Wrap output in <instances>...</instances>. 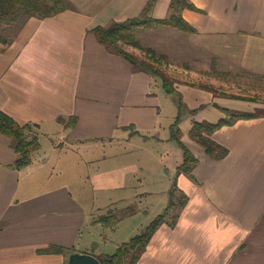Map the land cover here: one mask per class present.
I'll return each mask as SVG.
<instances>
[{"label": "crops", "instance_id": "1", "mask_svg": "<svg viewBox=\"0 0 264 264\" xmlns=\"http://www.w3.org/2000/svg\"><path fill=\"white\" fill-rule=\"evenodd\" d=\"M71 1L74 9L32 17L12 42L0 43V111L20 124H33L41 142L33 162L16 169V151L0 133V264H66L74 250L92 254V242L84 237L102 226L100 220L110 211L120 218L110 227L113 233H126L118 245L127 242L168 210L175 183L187 195L186 205L175 226L159 227L137 264H264V115L214 133L228 149L223 158L210 156L190 136L195 121L223 118L221 107L256 112L264 103L204 91L193 81L176 82L188 109L199 108L180 123L182 140L199 162L193 177L177 176L183 150L171 138L173 98L92 31L143 17L150 0ZM172 1L157 0L150 18H167ZM190 1L200 9L182 10L197 30L189 34L190 48L209 58L219 79L235 70L264 78V0ZM167 108L172 113L164 121ZM57 131L62 141L52 143ZM119 133L124 139L131 133L151 136L161 148L132 158L123 145L121 161L102 157L103 166L82 182L87 185L94 177L92 192L80 182L74 188L67 181L48 184L44 168L58 147L65 153L64 146L111 140ZM84 147L85 152L92 149ZM91 159L89 164L97 160ZM67 166L65 161V171ZM51 245L65 251L39 252Z\"/></svg>", "mask_w": 264, "mask_h": 264}, {"label": "trees", "instance_id": "2", "mask_svg": "<svg viewBox=\"0 0 264 264\" xmlns=\"http://www.w3.org/2000/svg\"><path fill=\"white\" fill-rule=\"evenodd\" d=\"M157 0H150L144 10L143 17L131 18L123 22H113L108 26L98 25L92 29L99 41L106 46L111 52L125 57L133 65L135 71H144L152 75L157 82L162 85V89L167 95L172 97L179 108V115L175 122L171 125V138L176 141L183 150V162L178 167L177 176L182 173L193 177V171L198 165L199 159L186 146L182 140L183 132L180 128V123L184 116V111H189L192 115L198 109H188L184 101L182 93L176 87V81L159 65L162 60L152 59L144 60L136 54L124 48L123 43H134L138 47L142 45L134 39L135 30L139 27H148L152 25H164L184 31L186 33H196V28L192 26L182 15L184 8L200 10L190 0H173L170 6V14L165 19L156 20L150 18L154 3ZM75 6L71 0H0V43L9 44L12 42L15 35L22 29L26 22L32 18L45 19L55 16L68 9H74ZM152 55L156 52L152 48H148ZM164 58L163 56H161ZM210 88L209 86H207ZM220 94H226L221 92ZM234 98L242 97L244 99L257 100L256 97L239 96L236 94H227ZM203 107V106H201ZM225 116L218 122L210 121H195L190 131V136L200 145L206 152L214 158H223L227 155L228 149L219 144L213 137L214 133L225 126H232L240 119H251L264 115V111L245 112L231 108H222ZM72 124L76 123V118H73ZM33 124H20L16 119L10 116L5 111H0V133L7 135L11 144L16 151V159L14 167L22 169L33 162V155L41 148L39 136L33 132ZM180 192L177 198L176 192ZM172 203L165 213L158 215L146 229L133 237L131 240L119 245L116 252L107 255L101 262L103 264H137L147 249L153 235L159 227L168 223L170 226L177 224L180 212L186 205L188 200L175 183L172 192ZM176 197V198H175ZM118 214L104 216L100 222L108 226L116 225L119 221ZM62 247L53 245L42 248L40 253L64 252Z\"/></svg>", "mask_w": 264, "mask_h": 264}, {"label": "rangeland", "instance_id": "3", "mask_svg": "<svg viewBox=\"0 0 264 264\" xmlns=\"http://www.w3.org/2000/svg\"><path fill=\"white\" fill-rule=\"evenodd\" d=\"M134 39L137 40L143 48L138 47L134 43L126 42L123 43L124 48L136 54L140 58L143 57L142 59L145 58L144 60H151L150 57H152V59H155L156 57V59L162 60L159 65L176 82L190 83V81H193L198 84L199 87H202L204 91L210 89L216 94L226 91L224 93H238L243 94L247 97L254 96L259 102L261 101L264 103V78L251 77V75L248 73H236V71L241 70H235L231 73H223L222 75H220L221 79H219V74L213 72V68L210 66V63L207 60L208 57L205 56L203 52L201 53L199 49L190 48L191 38L189 33L164 25H150L143 28L139 27L137 30H135ZM148 48H152L156 52V55H154V57L152 55V52L148 51ZM161 56H163L164 58H162ZM190 64L193 66L192 72H190ZM222 67L226 70L228 69L226 68V64H223ZM220 83L223 84L224 87L219 88ZM207 86H209L210 88H208ZM171 100L173 115L177 117L179 115L178 105L175 103L176 101L174 99ZM167 110L164 109L163 111V117H165L164 121H166L168 114L172 113V111L170 112L169 110ZM258 110H260L259 112H262L264 111V108ZM185 115H190V112L184 111V116ZM162 133H165L164 127ZM61 134V131H57L55 136L50 137V141L52 143H61ZM119 134H117V136H115L111 140L106 139L103 141H90L84 143L83 145L77 144L72 148L69 146H64L63 149L67 148L65 153L61 150V147H58L54 154L51 155L50 153L48 155V158H50V160L44 168V171L47 175L46 179L48 180V184L51 186L62 181H67V183H69L71 187L74 188L76 186L75 182H80L81 188L92 192L89 186L94 188L93 182L91 180L94 177L90 178L89 176V178L87 179L88 183L87 185L84 184L85 186L82 182L85 179V175H90L89 173H92L96 169L103 166V163H101V161L104 162L102 157H108V159L111 157H115L111 160L121 161L122 149H124L123 145L127 147L125 150L127 152V155L131 156L132 158H144L149 155L150 151L155 153L156 150H159L161 148V145L158 147L159 142L151 136L144 134L135 135V133H131V137H127L126 139H124L123 133H121L120 135ZM84 146L91 147L92 149H90L89 152H85L86 147ZM81 147H83L84 149L80 152L79 148ZM50 149L53 148L50 147ZM59 151L61 153H59ZM70 156H72L71 159ZM75 158H78L80 161L78 163L73 162ZM90 158L97 160L89 164ZM65 161L68 163L67 171L63 169ZM87 166H89L90 168L88 169ZM152 172H154V170H152ZM152 177L153 175L149 176V178ZM48 184H45V186ZM166 211L167 210L164 209L162 213H165ZM94 213H100L99 209H95ZM114 213L116 214L115 211H110L108 214L112 215ZM121 215L122 214L120 212V216ZM110 227L112 226H108L106 224H102V226L98 225L91 230L89 237H84V240H86V242H92V255L96 256L101 261L107 255L116 252L117 248L120 245H118V242L121 241L120 238H126V233L115 234Z\"/></svg>", "mask_w": 264, "mask_h": 264}, {"label": "water", "instance_id": "4", "mask_svg": "<svg viewBox=\"0 0 264 264\" xmlns=\"http://www.w3.org/2000/svg\"><path fill=\"white\" fill-rule=\"evenodd\" d=\"M66 264H103L100 259L96 256L80 252V251H72L69 253L68 261Z\"/></svg>", "mask_w": 264, "mask_h": 264}]
</instances>
